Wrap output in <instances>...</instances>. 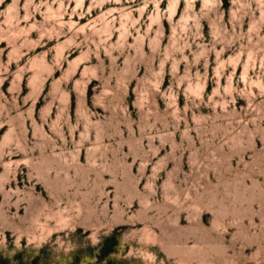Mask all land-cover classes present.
Wrapping results in <instances>:
<instances>
[{"label": "rangeland", "instance_id": "374dc122", "mask_svg": "<svg viewBox=\"0 0 264 264\" xmlns=\"http://www.w3.org/2000/svg\"><path fill=\"white\" fill-rule=\"evenodd\" d=\"M0 264H264V0H0Z\"/></svg>", "mask_w": 264, "mask_h": 264}, {"label": "bare ground", "instance_id": "6f19581e", "mask_svg": "<svg viewBox=\"0 0 264 264\" xmlns=\"http://www.w3.org/2000/svg\"><path fill=\"white\" fill-rule=\"evenodd\" d=\"M175 1H177V0H175Z\"/></svg>", "mask_w": 264, "mask_h": 264}]
</instances>
